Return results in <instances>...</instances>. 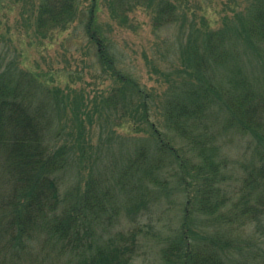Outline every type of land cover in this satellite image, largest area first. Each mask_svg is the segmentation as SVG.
I'll return each instance as SVG.
<instances>
[{
	"label": "trees",
	"instance_id": "obj_1",
	"mask_svg": "<svg viewBox=\"0 0 264 264\" xmlns=\"http://www.w3.org/2000/svg\"><path fill=\"white\" fill-rule=\"evenodd\" d=\"M77 3L41 0L34 10L37 33L65 29L76 17ZM171 3L116 0L110 1V9L124 21L127 10L145 7L157 26L181 18L175 16V10L181 12L179 7ZM252 3L242 9L245 13L247 9V14L234 30L257 49V43L264 42V1ZM98 6L93 0L86 11L88 17L80 23L96 46L103 71L111 75L115 92L96 99L95 108L103 113L120 107V114L131 115L144 125L133 130L148 135V140L146 137L131 149L124 165L127 170L135 168L132 174L147 183L144 197L137 198L128 213L134 215L148 207L151 186L165 194L168 185L159 182V177L177 176L184 217L176 235L166 239L157 264H227L232 251L241 249L235 230L253 225L264 230V80L263 86L252 85L236 64L240 62L236 52L221 49L228 40L225 31L215 33L206 24L196 26L198 37L190 38L181 48L188 80L159 107L165 127L161 130L150 118L149 93L118 70L112 48L104 44L103 31L93 26ZM7 69L0 75V264H132L141 231L111 232L114 216L120 211L114 195L98 191L100 180L90 178L84 186L77 183L62 194V177L72 151L76 148L81 155L85 151L83 145L61 142L68 124L63 119L70 108L73 120L83 128L78 113L81 105L66 100L39 72L25 70L15 62ZM130 88L134 96L129 94ZM220 113L226 114L223 129L234 128L256 140L251 159L240 164L239 174L219 140L221 128L216 129L214 120ZM176 137L187 143L186 151L176 146ZM170 156L182 158L176 162L177 170L169 167ZM234 180L238 183L235 187ZM103 214L108 215L105 220Z\"/></svg>",
	"mask_w": 264,
	"mask_h": 264
},
{
	"label": "rangeland",
	"instance_id": "obj_2",
	"mask_svg": "<svg viewBox=\"0 0 264 264\" xmlns=\"http://www.w3.org/2000/svg\"><path fill=\"white\" fill-rule=\"evenodd\" d=\"M40 1L0 0V75H4L9 70V64L15 62L25 70L39 72L46 83L55 86L66 100L81 105L78 113L83 128L79 129V124L73 120L70 108L63 119L68 124L65 125L61 142L83 145L85 151L83 155L76 148L72 151L73 158L62 177V194L77 183L84 186L90 178L100 180L98 191H104L107 196L114 195L120 211L114 216L111 232L141 231L132 264H157L166 239L176 235L184 217L180 205L183 194L177 189L178 178L169 175L159 177V182L162 180L170 190L163 194L158 191L159 187L149 185L153 190L147 194L148 199L152 198L148 207L134 215L128 213V207H133L137 198L144 197L142 192L147 183H142L137 174H132L135 168L127 170L124 165L131 149L146 137L148 140V135L144 131L136 133L133 129L143 128L144 125L135 122L131 115L120 114V107L103 113L99 107L95 108L96 99L99 101L102 97H109L115 91L111 87V75L103 71L95 53L96 46L89 42L80 23V19L88 17L86 11L93 0H78L74 20L63 30L45 34L37 33L34 24V10ZM97 1L99 6L93 26L103 31L104 44L112 48L118 70L138 81L144 92L149 93L146 98L151 106L150 118L161 130H165V127L158 113L161 111L159 107L162 108L170 96L178 94L188 80L181 48L187 46L190 38L198 37L197 30H194L196 26L205 27L206 24L215 33L225 31V39L228 40L224 41L221 49L235 51L240 61L236 64L241 66L245 77L250 79L252 85L263 86L264 42H258V48L253 49L234 30L240 24L242 15L247 14V9L246 13L242 9L246 5L250 7L252 1L257 0H166L179 7L180 15L175 10V16L181 18L157 26L152 22L150 10L145 7L127 10L123 14L124 21H121V17L113 16L110 9V1L116 0ZM81 11L85 13H79ZM233 61L230 59L231 64ZM221 77L219 75L218 78ZM129 94L135 95L132 88ZM115 96L119 98L117 92ZM121 104L122 101L118 105ZM225 115L220 113V118L215 119L214 123L218 127L216 129L221 128L219 140L224 143V154L235 174H239L240 164L251 159L256 140L252 135L239 133L234 128L223 129L221 126L226 121ZM145 128L148 130L147 125ZM78 133L82 134V138L77 139ZM176 146H181L184 151L188 149L187 143L180 137H176ZM168 160L171 161L169 167H176L177 170L176 162L182 158L170 156ZM154 163L158 164V161ZM232 184L235 187L238 183L234 180ZM107 216L103 214L102 218L105 220ZM233 235L240 238L238 244L241 249L232 251L227 264H262L264 230L253 225L244 230H235ZM197 241L202 240L197 238Z\"/></svg>",
	"mask_w": 264,
	"mask_h": 264
}]
</instances>
